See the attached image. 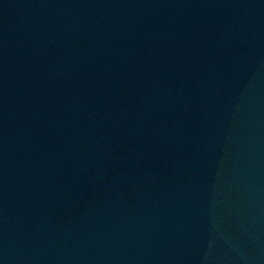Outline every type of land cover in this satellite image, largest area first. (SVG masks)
<instances>
[{
  "label": "water",
  "instance_id": "obj_1",
  "mask_svg": "<svg viewBox=\"0 0 264 264\" xmlns=\"http://www.w3.org/2000/svg\"><path fill=\"white\" fill-rule=\"evenodd\" d=\"M0 264H264V0H0Z\"/></svg>",
  "mask_w": 264,
  "mask_h": 264
}]
</instances>
